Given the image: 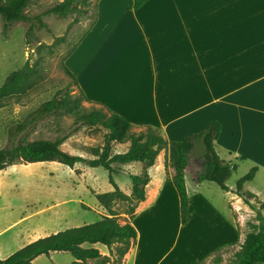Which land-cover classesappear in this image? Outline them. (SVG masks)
<instances>
[{
	"label": "crops",
	"instance_id": "1",
	"mask_svg": "<svg viewBox=\"0 0 264 264\" xmlns=\"http://www.w3.org/2000/svg\"><path fill=\"white\" fill-rule=\"evenodd\" d=\"M130 2L96 0L93 25L66 59L77 88L89 101L132 125L158 129L169 142L218 121L219 157L226 153L231 161H249L259 174L264 168V0H149L128 10ZM117 145L126 152L130 146ZM167 156L161 151L146 169L145 200L131 221L137 241L121 264H188L201 260L214 246L237 240L232 202L238 204L242 198L232 187L222 190V197L207 196L204 188L212 182L197 181L203 165L199 160L193 168L191 154L185 174L188 216L181 223ZM129 166L130 175L140 176L145 170L140 162L117 169L126 173L123 168ZM103 212L101 217L107 216ZM196 216L199 226L193 232ZM29 233L14 250L0 244V259L58 230ZM227 239L234 240L220 244ZM98 249L109 256L107 247Z\"/></svg>",
	"mask_w": 264,
	"mask_h": 264
},
{
	"label": "rangeland",
	"instance_id": "2",
	"mask_svg": "<svg viewBox=\"0 0 264 264\" xmlns=\"http://www.w3.org/2000/svg\"><path fill=\"white\" fill-rule=\"evenodd\" d=\"M61 1L34 0L26 14L31 18L39 17ZM95 3L96 0H90L89 6H82L78 12L64 18L50 14L33 22L5 24L0 17V87L13 72L23 69L27 61L37 70L34 84L19 98L20 104L12 99L7 107L0 110V150L22 141L64 138L61 146L63 151L93 159L94 150L102 148L106 131L101 127H82L71 114L62 113L37 120L30 118L47 101L67 94H79L73 79L65 70L66 59L93 25ZM31 25L33 31L30 43H27V31ZM90 106L86 102L81 104L84 109ZM23 125V130L19 131V127ZM123 150L124 146L115 144L112 155L125 153ZM191 155L192 167L195 168L201 160L200 150L196 149ZM221 158L226 162L231 161L226 153ZM231 162L237 165V170L226 183L229 189L232 187L235 191L238 180L247 175L254 164L240 160ZM122 165L124 164H112L114 172L111 176L117 187L127 193L133 187L129 173L131 168L124 167L126 173L119 172L117 166ZM109 177L110 173L103 167H91L83 163L76 164L74 168L57 162L7 167L0 172V244L14 250L18 241L25 240L33 230L60 232L99 222L102 219L101 213L104 212L96 195L114 190ZM204 189L209 197L223 195L215 183L206 184ZM243 190L254 193L256 201L251 200L250 205L243 201L242 206L246 210H243V214L247 215L243 221L233 211L234 239L237 240L212 253L200 264H237L247 237L260 232L257 212L260 211L264 217V209H260L264 200V168L260 169L254 181L243 185ZM130 207V204L122 202L115 207L121 224L129 220L125 213ZM199 220L198 216L194 218L190 231L196 230ZM205 221L211 223L212 219ZM20 233H24L21 238L17 237ZM234 239L221 241L220 244ZM96 245L98 248H106L101 244ZM215 248L217 247L209 250ZM73 261L70 253L56 252L50 257L40 256L35 264H72Z\"/></svg>",
	"mask_w": 264,
	"mask_h": 264
},
{
	"label": "trees",
	"instance_id": "3",
	"mask_svg": "<svg viewBox=\"0 0 264 264\" xmlns=\"http://www.w3.org/2000/svg\"><path fill=\"white\" fill-rule=\"evenodd\" d=\"M33 1L0 0V17L5 24L33 22L50 14L64 18L78 12L82 6L90 5V0H62L45 14L31 18L27 16L26 10ZM148 1L131 0L127 9L137 10ZM84 12L88 13V11ZM32 28L31 25L27 31V43H30L29 38L32 35ZM65 70L73 79L75 85L78 86L74 76L67 68ZM36 73L37 70L31 67L27 61L23 69L13 72L7 78L6 82L0 87V110L7 107L8 102L12 99L17 100V103L20 104L19 98L32 88ZM82 102L89 103L91 106L84 109L81 107ZM62 113L71 114L82 127H101L106 131L102 148L94 150L95 158L86 159L63 151L61 146L64 138L22 141L0 150V172L16 164L29 165L42 162H57L70 168H74L79 163L91 167H103L110 173L109 182L114 190L98 194L96 199L107 216L102 217L96 223L69 228L40 238L24 246L8 258L0 259V264H33V261L38 257H50L51 254L56 252L70 253L74 258L72 264H88L89 262H93V264H121L137 241V231L131 221L138 204L145 200V187L149 183L146 169L155 164L158 155L163 150L168 155L166 161L167 173L170 169L172 183L179 196L180 217L183 225L187 222L189 208V197L185 183V174L189 164L188 156L193 154L196 149L200 150L203 165V171L196 178L197 181L212 182L223 191H231L226 182L232 173L237 170V165L222 160L217 153V140L221 133V125L218 121L209 122L201 132L187 135L181 141L169 142L158 129L149 126L139 128L132 125L124 117L106 106L89 101L81 90H79L78 95L67 94L64 97H57L43 103L35 113L30 115V118L37 120L48 116H58ZM23 128L24 125L20 126L19 131ZM126 143L130 144L127 152L112 155L115 144ZM131 162L143 163L145 170L140 176H130L133 188L132 194L127 195L117 187L111 176L114 172L112 164ZM257 172L258 167L252 168L247 175L238 180L236 190L233 191L242 197L247 205H250V200L254 199L255 196L248 192H242L243 185L254 181ZM121 202L131 205L125 213L129 216V220L124 224L119 222V213L115 208ZM260 209H264V200ZM257 219L260 221L261 230L257 235L253 234L247 237L243 251L238 255L237 264H264V217L260 211L257 212ZM96 244L107 247L109 256L103 255L99 249L95 248L94 245ZM225 246L217 247L207 253L201 260L189 264H200L212 253Z\"/></svg>",
	"mask_w": 264,
	"mask_h": 264
},
{
	"label": "built area",
	"instance_id": "4",
	"mask_svg": "<svg viewBox=\"0 0 264 264\" xmlns=\"http://www.w3.org/2000/svg\"><path fill=\"white\" fill-rule=\"evenodd\" d=\"M240 197V196H239ZM242 198V197H241ZM244 199L242 198V202H239L238 204L235 202V201H233L232 202V207H233V210L235 211V213L236 214H238V218L240 219V220H244V218L247 216V215H244L243 214V210H245L244 208H243V206L242 205H244ZM246 211V210H245Z\"/></svg>",
	"mask_w": 264,
	"mask_h": 264
}]
</instances>
